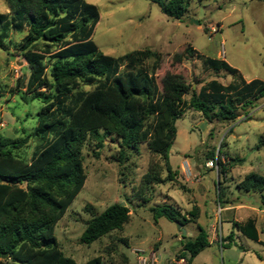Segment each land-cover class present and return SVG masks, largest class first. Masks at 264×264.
Returning <instances> with one entry per match:
<instances>
[{"label": "trees", "instance_id": "trees-1", "mask_svg": "<svg viewBox=\"0 0 264 264\" xmlns=\"http://www.w3.org/2000/svg\"><path fill=\"white\" fill-rule=\"evenodd\" d=\"M151 1L178 21L189 8V0ZM6 2L9 12L0 13V49L9 55L13 49L24 58L30 70L26 94L33 95L43 107L37 114L35 130L26 139L0 135V264H79L64 254L55 230L86 184L83 150L90 140L101 148L107 138L117 139L121 160L127 159L126 151L141 144L161 158L163 164L151 163L142 177L137 192L142 198L154 185L173 180L169 153L177 136L176 122L187 110L202 114L210 123L235 122L240 111L253 109L264 99V81H247L227 61L199 54L192 46L175 54L174 63L195 56L204 69L227 71L234 80L228 85L212 80L196 91L182 76L168 73L160 90L155 75L162 55L150 49L117 58L103 53L93 40L101 14L86 0ZM14 33L22 39L14 40ZM28 141L35 143L30 161L19 155ZM213 160L220 175L226 174L220 156L214 155ZM164 171L167 178H163ZM237 187L263 193L264 176L251 172ZM223 194L220 187V203ZM151 212L155 221L164 218L183 228L191 222L186 214L167 204L153 207ZM190 216L197 217L193 212ZM130 219L128 203H115L87 222L81 243L89 246L121 231ZM232 225L222 247L225 241H232L235 229L260 242L254 219ZM197 228L195 238L183 236L186 242H182L183 251L177 258L186 264H192L210 246L208 231L200 224ZM121 241L127 243V239ZM5 254L8 256L3 259ZM122 258L121 264H128L127 256ZM84 264H102V258Z\"/></svg>", "mask_w": 264, "mask_h": 264}, {"label": "rangeland", "instance_id": "rangeland-1", "mask_svg": "<svg viewBox=\"0 0 264 264\" xmlns=\"http://www.w3.org/2000/svg\"><path fill=\"white\" fill-rule=\"evenodd\" d=\"M86 1L97 6L101 14L93 40L103 53L117 58L150 49L162 55L155 75L160 90L168 73L182 76L196 91L212 80L224 85L234 80L227 71L204 69L195 56L174 63V55L189 46L199 54L227 61L247 81H264V0H189V8L179 21L167 17L151 0ZM8 12L6 0H0V13ZM13 38L20 41L22 36L14 33ZM11 52L9 55L0 49V135L20 140L35 130L43 104L26 94L29 67L19 52ZM246 112L240 111L235 122L210 123L202 114L187 110L176 122L177 136L169 153L173 180L154 185L142 198L137 195L142 177L151 163L162 165L161 158L141 144L126 151L127 159L121 160L117 139L107 138L101 148L90 140L83 150L86 184L55 230L64 254L79 264L96 257L102 258V264H121L123 255L128 264H137L140 257L147 258L148 264H186L177 258L183 251L182 242H186L177 224L164 218L155 221L151 212V208L167 204L191 220L184 227L187 238L197 236V224L208 231L210 246L192 264H264V222L260 219L263 243L235 229L231 246L228 240L221 246L233 230L232 221H227L229 215L244 222L250 215L246 206L264 207V192L249 193L237 187L251 172L264 176V99ZM34 151L35 143L28 141L19 155L30 161ZM214 155L220 156L226 174L220 175ZM167 176L164 171L163 178ZM115 203H128L129 223L92 245L82 244L87 222ZM231 207L235 210L223 211ZM191 212L197 217L190 216Z\"/></svg>", "mask_w": 264, "mask_h": 264}, {"label": "crops", "instance_id": "crops-1", "mask_svg": "<svg viewBox=\"0 0 264 264\" xmlns=\"http://www.w3.org/2000/svg\"><path fill=\"white\" fill-rule=\"evenodd\" d=\"M232 209H234V208L233 207H231V208H223V211L224 210L225 211H230ZM246 209L248 211H250V215L247 217V219L244 222H246L248 219H254L256 221L257 227H258V220L259 219L264 222V207L262 208V207H255V206H248V207L246 206ZM232 216H234V215H229L228 218H227V221H232V222L236 221V222H239L237 219H232V218H234ZM240 223H243V222H240ZM260 235H261V232H260ZM177 239L179 241H181L179 238H177ZM260 239H261V237H260ZM260 242L263 243L261 240H260ZM227 245H228V247H230L231 246V243H228ZM139 259L140 258L137 259V264H140ZM158 260H161V256L159 254H158Z\"/></svg>", "mask_w": 264, "mask_h": 264}, {"label": "water", "instance_id": "water-1", "mask_svg": "<svg viewBox=\"0 0 264 264\" xmlns=\"http://www.w3.org/2000/svg\"><path fill=\"white\" fill-rule=\"evenodd\" d=\"M122 205H125V203H123ZM176 224H177V226H178V230H181L182 235L185 237V236L187 235V231H186V229L183 228V227L181 226V224H179V223H176ZM7 256H8V255L5 254V255L2 256V258H3V259H6Z\"/></svg>", "mask_w": 264, "mask_h": 264}, {"label": "built area", "instance_id": "built-area-1", "mask_svg": "<svg viewBox=\"0 0 264 264\" xmlns=\"http://www.w3.org/2000/svg\"><path fill=\"white\" fill-rule=\"evenodd\" d=\"M210 165L213 166L214 165V162H211ZM139 262H140V264H148V259L147 258L140 257Z\"/></svg>", "mask_w": 264, "mask_h": 264}]
</instances>
